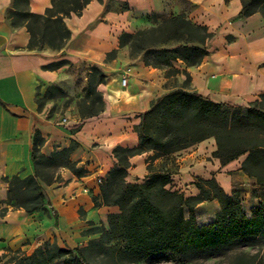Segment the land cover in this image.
Returning <instances> with one entry per match:
<instances>
[{
  "label": "crops",
  "instance_id": "obj_1",
  "mask_svg": "<svg viewBox=\"0 0 264 264\" xmlns=\"http://www.w3.org/2000/svg\"><path fill=\"white\" fill-rule=\"evenodd\" d=\"M12 1L0 0V175L35 173L32 149L36 130L45 138L41 151L46 155L76 141L78 147L71 159L88 172L78 176L65 167L60 181L42 184L46 209L9 210L0 220V256L7 249L32 254L46 243L69 248L83 246L95 238L91 228L108 227V215L120 209L116 205L96 204V198L101 200L99 179L105 180L115 166L117 159L113 150L116 146L138 144L135 125L140 122V115L153 99L167 92L163 70L147 66L140 56H130L128 47L120 46L119 37L124 31L135 32L145 27L148 19L142 16L153 11H170L168 0H91L81 15L65 19L71 38L60 51L27 48L30 34L26 27H12L7 17ZM51 1L30 0V6L34 12L44 13ZM113 1L116 2L111 5ZM120 1L127 3L129 9L120 8ZM216 1L226 5L230 19L193 20L206 24L213 32L214 22L222 20L227 36L233 38L227 37L226 44L220 48L209 46L210 52L203 62L188 70L194 88L202 94L218 102L245 105L264 92L263 21L233 19L241 12V0ZM130 13L141 18L135 17L134 23L128 24L125 20ZM254 20H259V26H251ZM114 49L118 51L117 56L107 60V53ZM62 58L71 63L57 70L43 69L44 64ZM93 64H98L106 74V82L99 85L105 100L102 114L81 120L73 105L67 106L63 114L58 110L49 113L54 99L39 109L38 98L52 85L62 88L71 97L84 96L87 74L80 90L67 89L65 81L71 66H83L89 73ZM124 76L127 77L125 84L122 83ZM63 118H67V122H62ZM216 148L215 138L209 137L172 153L176 167L172 169V181L167 187L190 196L200 192L195 184L198 178H215L227 193L232 192L233 183L252 182L241 169L244 156L239 157L241 162L238 158L222 164L213 156ZM150 154L152 152H145L130 158L129 182L146 179ZM163 161L164 158L159 157L154 164ZM235 162L237 164L233 165ZM208 203L217 210L211 218L201 221V210ZM219 209L218 200L203 201L196 207L197 220L201 224L212 223Z\"/></svg>",
  "mask_w": 264,
  "mask_h": 264
},
{
  "label": "trees",
  "instance_id": "obj_2",
  "mask_svg": "<svg viewBox=\"0 0 264 264\" xmlns=\"http://www.w3.org/2000/svg\"><path fill=\"white\" fill-rule=\"evenodd\" d=\"M90 1L52 0L44 13H37L31 9L30 0H13L7 17L12 27H26L30 34L29 50L41 51L48 47L60 51L71 38L65 19L81 15ZM241 2V17H249L258 11L264 16V0ZM123 8L129 9V5L125 3ZM153 15L151 25L135 32L124 31L119 37L120 46L128 47L130 56H140L147 66L167 70L164 84L167 92L151 101L135 125L138 144L114 148L117 162L101 181V200L95 199L97 205H116L120 211L108 215V227L91 228V232L100 235L86 245L69 248L46 243L32 254L17 249V253L23 252V255L15 257L13 264H93L86 254L94 247H102L108 253L118 251L134 260L166 252L189 257L225 248L238 239H264V92L247 106L218 102L199 92L192 84L188 68L200 65L209 54V42L214 32L185 13L164 18L157 13ZM231 38L233 36L229 35L228 39ZM117 53L116 49L108 52L107 60L115 58ZM177 61L183 63V68L174 66ZM69 63L68 59L62 58L44 64L43 69L57 70ZM179 75L184 78L180 79ZM172 78L173 82L170 81ZM105 82V71L93 64L85 94L78 101L81 120L105 111L103 92L99 89ZM54 91H58V97H71L62 88L49 86L46 94L37 100L39 109L48 100L55 99ZM209 137L216 140L213 156L222 164L244 156L241 169L252 179L253 194L259 199L250 215L244 210L239 189L234 186L232 192L227 193L215 178H198L195 184L200 192L196 195L186 196L184 192L167 187L173 174L167 158ZM44 142L41 131L36 130L32 149L34 174L5 177L7 204L27 212L46 209L42 182L60 181L62 177L54 176L58 167H66L78 176L88 172L71 159L76 149L73 145L46 155L41 151ZM72 144L78 146L76 141ZM145 152H152L147 157L149 172L146 179L127 181L132 165L130 158ZM159 157L164 161L157 166L154 162ZM212 199L220 203L216 220L201 224L197 220L196 207ZM107 244L110 245L106 247Z\"/></svg>",
  "mask_w": 264,
  "mask_h": 264
},
{
  "label": "rangeland",
  "instance_id": "obj_3",
  "mask_svg": "<svg viewBox=\"0 0 264 264\" xmlns=\"http://www.w3.org/2000/svg\"><path fill=\"white\" fill-rule=\"evenodd\" d=\"M170 11H153L147 16H142L143 19H148V23L146 26L151 25L153 14L157 13L160 17H170L179 13H185L191 19H230L227 18V13L225 9H227L224 3L219 4L216 0H202V2H194L192 0H168ZM167 1V2H168ZM116 1H113L111 5H114ZM124 3L120 1L119 7L123 8ZM137 18H141L138 15L135 16ZM133 14H127L126 22L128 24L134 23L133 19L135 18ZM233 19H262L263 26H264V16L263 14L258 11L255 14L249 17H241L240 14ZM213 24L214 28V37L210 40L209 46L215 48H220L221 46L226 44L227 32L225 30V23L220 20L216 21ZM145 26V27H146ZM251 26L256 27L259 26L258 21H252ZM138 30V29H137ZM259 33V32H258ZM48 48V47H47ZM129 49V48H128ZM130 53V50H129ZM174 66L177 68H183V63L181 61H177L174 63ZM90 66L89 68H91ZM164 75H166V69H162ZM88 75L87 71L84 69L83 66H71L68 71V77L66 78L65 85L67 89L74 91L80 90L82 86L83 80L85 75ZM180 79H183L184 76L179 75ZM167 81V79L165 80ZM173 82V78L170 80ZM88 82V77H87ZM87 86V84H86ZM86 88V87H85ZM58 91H54L53 95L55 97V102L49 106V113L58 110L61 114L64 113V110L67 106L73 105L79 112L78 101L83 96H75V97H58ZM85 94V93H84ZM98 105V104H97ZM245 104L244 106H247ZM80 114V112H79ZM61 117V115H60ZM73 145L74 148L77 149L76 144ZM75 149V150H76ZM73 154V153H72ZM72 157V155H71ZM173 159V161H172ZM168 166L172 169L176 167V160L175 156H170L167 158ZM241 162V158L238 160ZM174 162V163H173ZM163 163V162H161ZM157 164V166L161 165ZM237 164V162L233 163V165ZM65 170V167H58L54 176L62 177V173ZM23 176V175H21ZM5 177L0 175V220H2L7 212L11 209H16L13 205L7 204V192H8V183L5 181ZM128 181V180H127ZM142 182V181H137ZM237 182V181H236ZM219 183V182H218ZM44 184V182H42ZM221 185V183H219ZM236 186L242 196L243 200V207L247 214L252 213L253 207L257 206L259 203V199H257L253 194V183L249 181H242L233 183V187ZM189 194V192H186ZM217 200V199H216ZM217 210L216 206L212 204H206L203 206L201 210V221H206ZM185 215L188 217L189 212L187 207L185 208ZM100 233H95V237H98ZM110 244H107L108 247ZM23 255V252L20 254L17 253V250L14 249H7L3 254L0 256V264H13L16 262L14 259L15 257H20ZM87 259L88 261L92 262L93 264H264V239L260 237H250L245 239H238L233 241L230 245L225 248L211 250L206 253H199L189 257L180 256L174 253L166 252V253H157L153 254L145 259L142 260H134L132 258L122 256L117 252L115 253H108L102 247H94L90 251L87 252Z\"/></svg>",
  "mask_w": 264,
  "mask_h": 264
},
{
  "label": "built area",
  "instance_id": "obj_4",
  "mask_svg": "<svg viewBox=\"0 0 264 264\" xmlns=\"http://www.w3.org/2000/svg\"><path fill=\"white\" fill-rule=\"evenodd\" d=\"M126 82H127V77L124 76L123 79H122V83L125 84ZM62 122H64V123L67 122V118H63ZM99 181L101 182L102 178H100Z\"/></svg>",
  "mask_w": 264,
  "mask_h": 264
}]
</instances>
